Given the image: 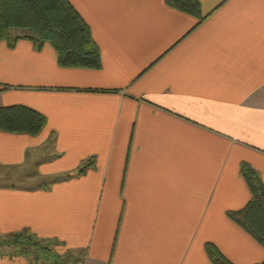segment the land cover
Returning <instances> with one entry per match:
<instances>
[{"label":"crops","instance_id":"crops-1","mask_svg":"<svg viewBox=\"0 0 264 264\" xmlns=\"http://www.w3.org/2000/svg\"><path fill=\"white\" fill-rule=\"evenodd\" d=\"M68 1L99 69L0 42V108L46 119L34 136L0 131V235L56 239L78 264H212L205 244L261 263L227 212L250 198L242 162L264 184V0H197L199 17L164 0Z\"/></svg>","mask_w":264,"mask_h":264},{"label":"trees","instance_id":"trees-1","mask_svg":"<svg viewBox=\"0 0 264 264\" xmlns=\"http://www.w3.org/2000/svg\"><path fill=\"white\" fill-rule=\"evenodd\" d=\"M164 2L174 10L195 17L200 15L197 0ZM13 31L18 35L11 37ZM19 39L30 40L37 49L49 44L61 67L96 70L101 66L99 48L90 28L68 0H0V42L5 41L12 47ZM45 124L44 115L32 108L23 105L0 108L2 132L34 136ZM89 165L80 168L78 174ZM240 175L246 182L250 198L243 208L227 212V216L264 248V184L248 163L240 164ZM59 245L56 239H40L28 231L0 235V253L12 249L11 255H21L27 264L80 262L69 252H60ZM204 248L212 264H232L214 245L205 244ZM259 264H264V260Z\"/></svg>","mask_w":264,"mask_h":264},{"label":"rangeland","instance_id":"rangeland-1","mask_svg":"<svg viewBox=\"0 0 264 264\" xmlns=\"http://www.w3.org/2000/svg\"><path fill=\"white\" fill-rule=\"evenodd\" d=\"M13 33L15 34V33H17V31H13L12 34H13ZM29 183H30V181H28V180L26 179L24 184H22V182H20L19 185H26V186H27V185H30ZM4 250H5L4 253H0V258H3V259H4L5 257H7V258L17 257L18 259L15 258V260H14V261H15V264L18 262V260H19L20 263H21V262L24 263V261H25V263H26V260H25V259H23V258L19 259V258L21 257V255H20V256H17V255H14V254L11 255L12 249H4ZM58 250H59V251H62L61 248H58ZM20 260H21V261H20ZM23 260H24V261H23ZM19 262H18V263H19Z\"/></svg>","mask_w":264,"mask_h":264}]
</instances>
